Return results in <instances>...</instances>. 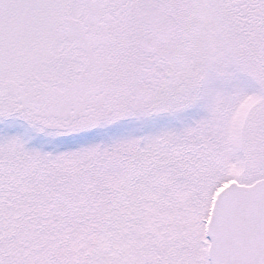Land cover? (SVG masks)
Wrapping results in <instances>:
<instances>
[{"label": "snow or ice", "instance_id": "1", "mask_svg": "<svg viewBox=\"0 0 264 264\" xmlns=\"http://www.w3.org/2000/svg\"><path fill=\"white\" fill-rule=\"evenodd\" d=\"M0 264H264V0H0Z\"/></svg>", "mask_w": 264, "mask_h": 264}]
</instances>
